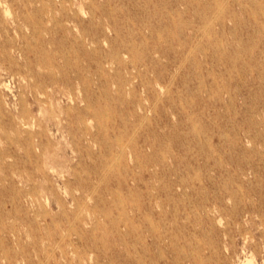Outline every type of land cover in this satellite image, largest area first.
Returning <instances> with one entry per match:
<instances>
[{
  "label": "rangeland",
  "instance_id": "obj_1",
  "mask_svg": "<svg viewBox=\"0 0 264 264\" xmlns=\"http://www.w3.org/2000/svg\"><path fill=\"white\" fill-rule=\"evenodd\" d=\"M248 261L264 0H0V264Z\"/></svg>",
  "mask_w": 264,
  "mask_h": 264
},
{
  "label": "bare ground",
  "instance_id": "obj_2",
  "mask_svg": "<svg viewBox=\"0 0 264 264\" xmlns=\"http://www.w3.org/2000/svg\"><path fill=\"white\" fill-rule=\"evenodd\" d=\"M6 13H8V12H6ZM210 24V23H209ZM75 109V108H74ZM50 115V114H49ZM56 196V195H55ZM45 217V216H44ZM248 264H251V261H248Z\"/></svg>",
  "mask_w": 264,
  "mask_h": 264
}]
</instances>
